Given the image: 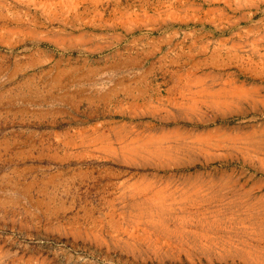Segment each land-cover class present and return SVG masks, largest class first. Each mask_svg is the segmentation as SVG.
<instances>
[{
  "label": "rangeland",
  "instance_id": "obj_1",
  "mask_svg": "<svg viewBox=\"0 0 264 264\" xmlns=\"http://www.w3.org/2000/svg\"><path fill=\"white\" fill-rule=\"evenodd\" d=\"M0 264H264V0H0Z\"/></svg>",
  "mask_w": 264,
  "mask_h": 264
},
{
  "label": "crops",
  "instance_id": "obj_2",
  "mask_svg": "<svg viewBox=\"0 0 264 264\" xmlns=\"http://www.w3.org/2000/svg\"><path fill=\"white\" fill-rule=\"evenodd\" d=\"M5 212H6V211H5ZM13 212H14V211L10 210V211H8V212H6V213H10V214L13 216ZM11 221H12V223H11L12 226H14V227L17 226L16 223H14V222H16V220H14L13 218H11ZM13 221H14V222H13ZM18 228L21 229L22 227L19 226ZM21 231H22V232H27V231H23V230H21Z\"/></svg>",
  "mask_w": 264,
  "mask_h": 264
}]
</instances>
